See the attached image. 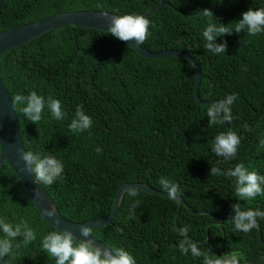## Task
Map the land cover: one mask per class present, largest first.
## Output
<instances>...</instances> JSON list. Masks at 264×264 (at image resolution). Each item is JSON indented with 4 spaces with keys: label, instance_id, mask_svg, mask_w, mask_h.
<instances>
[{
    "label": "trees",
    "instance_id": "obj_1",
    "mask_svg": "<svg viewBox=\"0 0 264 264\" xmlns=\"http://www.w3.org/2000/svg\"><path fill=\"white\" fill-rule=\"evenodd\" d=\"M165 1L159 10L144 15L151 26L141 45L190 53L200 65L201 99L217 102L237 93L231 124L208 126L206 106L211 103L198 102L195 68L189 59L175 54L147 57L107 30L66 24L0 54V76L11 98L35 90L45 98L59 99L66 113L57 121L45 108L42 120L34 124L21 113L23 105L14 106L22 114L18 125L25 147L63 162V179L43 187L59 213L74 221L105 216L125 181H143L161 190L162 176L178 183V194L195 210L168 195L137 188L139 195L132 198L125 190L112 220L91 228L108 246L129 251L136 264H202V258L182 255L177 247L176 230L184 226L202 250L209 248L218 256L237 253L241 264H264V219L257 218L258 228L248 233L237 231L230 221L236 203L243 210L264 211V195L240 199L233 178L210 176L211 167L227 171L238 163L264 175V33L218 37L217 43L227 42V51L213 54L204 48L207 18L199 14L210 9L217 20L232 26L249 8L264 7V0ZM158 2L0 0V30L63 10L99 9L126 15L150 10ZM81 104L92 116L93 126L77 135L68 125ZM229 129L241 137V143L237 155L225 161L212 152L211 145L218 133ZM97 147L102 148L100 154ZM137 200L139 206L129 218ZM2 216L13 223L26 219L37 234L29 246L14 249L12 264H55V258L41 247L42 237L54 227L40 215L6 163L0 167Z\"/></svg>",
    "mask_w": 264,
    "mask_h": 264
},
{
    "label": "clouds",
    "instance_id": "obj_2",
    "mask_svg": "<svg viewBox=\"0 0 264 264\" xmlns=\"http://www.w3.org/2000/svg\"><path fill=\"white\" fill-rule=\"evenodd\" d=\"M199 14L207 18V25L202 32L205 41L204 48L213 54H225L227 51V42L217 43L218 37H223L226 34L231 35L233 32H244L250 36L264 33V7L256 10L249 8L242 13V18L235 21L232 26H229L230 23L225 25L217 20L210 9H203ZM105 15L107 14L105 13ZM150 26L151 21L145 16L126 14L113 16L108 32L122 42L134 40L138 45H141L150 35ZM243 70L247 71V68ZM237 98V93H231L224 99L207 105L208 126L231 124L233 120L232 105ZM12 105H23L20 109L21 113L34 124H38L42 120L45 108L51 113L52 118L57 121L63 120L66 116L59 99L51 95L45 98L44 95L38 94L35 90L29 91L27 95L17 93L12 97ZM92 126V116L86 114L82 104L78 105L68 125L69 129L73 134L78 135L85 131L90 132ZM243 128L247 131L249 125L245 123ZM240 143L241 137L235 131L229 129L215 136L211 150L217 156L228 161L237 155ZM95 151L100 154L102 148L97 147ZM2 152L3 148L0 146V153ZM21 159L24 161L25 171L34 176L36 184L42 183L50 186L57 180L63 179L64 164L51 154L26 150L21 153ZM219 175L234 179L236 195L240 199H255L257 196L264 195V175L259 174L256 170H250L244 163H238L234 168L227 171H222L219 167H211L210 176ZM159 185L168 194L169 199L177 200L180 191L178 183L162 176L159 178ZM126 193L132 198L139 195L138 189L135 187L127 188ZM138 206L139 201H134L129 209V218L134 216L135 209ZM231 207L235 215L230 221L237 231L248 233L258 228L257 218L264 219V211L259 209L249 208L243 210L240 203H236ZM44 214L52 218L55 217L56 210L54 207L47 208ZM56 223L59 224V221L57 220ZM176 231L180 237L177 247L182 255L191 253L193 257L202 258V264H241L240 255L237 253H225L218 256L212 253L209 248L202 250L201 244L194 242L189 237L188 226L181 227ZM0 232L3 234L0 236V264H12V260L15 259L16 255L14 249H19L21 246L27 247L37 239L36 231L23 218H20L18 223H13L6 216L0 217ZM80 236L84 239H78L70 230H60L55 227L54 230L42 237L41 247L46 253L55 258V264H136L134 256L122 247L106 246L102 249L96 245L94 240L89 238L93 237L90 227L82 225ZM6 257L8 259H5Z\"/></svg>",
    "mask_w": 264,
    "mask_h": 264
},
{
    "label": "water",
    "instance_id": "obj_3",
    "mask_svg": "<svg viewBox=\"0 0 264 264\" xmlns=\"http://www.w3.org/2000/svg\"><path fill=\"white\" fill-rule=\"evenodd\" d=\"M164 3H166L165 0H160L157 6H155L153 9L134 15L144 16L152 12H156ZM105 13L107 15H105ZM113 16L121 15L99 9H69L50 14L18 26L0 30V54L10 48L25 43L34 37L40 36L51 29L66 24L100 28L102 30L108 31L110 21ZM125 43L130 44L134 50L147 57H163L169 54H175L177 56L189 59L195 68L194 92L198 102L208 104L215 101L213 99H201L199 97L198 89L201 79L200 65L197 60L187 51L179 48L150 50L143 47L142 45H138L134 40ZM21 116L22 114L17 113L14 106L12 105L10 92L3 82L2 77L0 76V146L3 148V152L0 153V167L6 163L13 169L24 185L26 194L32 200L40 215L54 228L57 227L60 230H70L78 239H84V237L80 236V227L83 225L93 228L95 226L110 222L116 213L122 194L127 188L135 187L155 194L168 195L163 190L157 189L143 181H125L118 186L114 195L113 204L105 216L90 221H74L63 217L59 213L54 199L51 198L45 191L43 184H36L34 182V176L29 174L24 169V161L21 159V153L27 149L25 147L18 125V120ZM177 201L179 205L181 203H185L188 209L195 210L186 203L180 194H178ZM52 207L55 208L56 215L55 217L49 218L44 214V211L45 209ZM199 212L209 213L210 211L201 209ZM57 220L59 221V224L56 223ZM89 238L93 239L95 244L100 246L102 249L108 246L104 241L95 235Z\"/></svg>",
    "mask_w": 264,
    "mask_h": 264
}]
</instances>
